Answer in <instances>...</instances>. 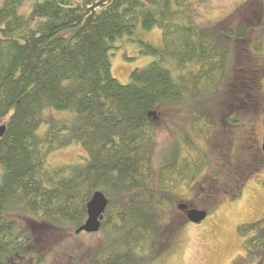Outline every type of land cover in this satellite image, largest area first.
Instances as JSON below:
<instances>
[{"label":"trees","instance_id":"16d2710c","mask_svg":"<svg viewBox=\"0 0 264 264\" xmlns=\"http://www.w3.org/2000/svg\"><path fill=\"white\" fill-rule=\"evenodd\" d=\"M190 1L36 0L29 15L18 12L23 0L3 1L0 264H45L60 231L86 223L88 203L98 191L108 199L104 239L87 264H147L177 234L174 217L168 221L178 210L175 190L197 181L219 195L241 190L252 171L242 168V160L232 170L229 156L220 163L185 134L183 143L159 154L156 131L163 106L188 99L193 104L206 94L205 101L214 103L226 91L236 111L219 120L201 118L196 133L212 140V132L245 118L254 125L264 98L260 74L255 81L241 79L236 65L230 90L220 85L228 61L246 55L240 48L264 56V0H250L241 9L257 13L256 23L229 20L209 30L195 24ZM154 29L161 31V44L145 37ZM122 39L153 56L128 82L112 71L111 56ZM249 64L250 70L243 69L261 72L255 56ZM245 81L254 84L246 86L245 104L236 103ZM73 145L84 151L74 163H51L54 152ZM237 231L243 254L233 264H262L264 226L242 223ZM64 260L55 264H68Z\"/></svg>","mask_w":264,"mask_h":264},{"label":"rangeland","instance_id":"374dc122","mask_svg":"<svg viewBox=\"0 0 264 264\" xmlns=\"http://www.w3.org/2000/svg\"><path fill=\"white\" fill-rule=\"evenodd\" d=\"M3 1L0 0V7ZM23 1L18 12L29 15L36 0ZM249 1L191 0L190 3L194 10L195 24L209 30L210 27L214 28V26H217L221 22L227 23L229 20H231L230 23L232 25H235L237 22L248 24L256 23L258 21L257 13L248 11L245 14L241 11L243 6ZM74 2L83 3L84 0H74ZM253 33L254 35L262 36L260 31ZM145 35L148 40H153L155 44L162 43L161 31L159 29L145 32ZM239 51V54L244 52L246 55L243 56L241 54L242 58L236 60L238 64H234V60L228 61L227 74L225 75L224 82L220 85V89L223 90L228 87L230 90L232 82L237 78L233 71L237 69L236 65H238L241 68L240 71L243 70L239 74L241 79L245 76L244 80L252 79L255 81L256 75L260 74V87L258 89L259 91L261 90L264 96V78L262 77L264 72L261 69L262 67L264 69V56L250 53L252 57H256V62H258L257 68L261 72H247L244 69L247 68L250 70L251 65L249 63L251 55L247 48L244 50L240 48ZM242 59L243 61L240 62L239 60ZM152 60L153 56L142 54L136 44L122 39L119 41L117 50L111 56L112 71L120 81L128 82L130 73L135 68H145ZM247 76L249 79H246ZM250 84L252 83H247V81L241 84L245 88H240L239 91L242 92L236 97V103H239L241 100L240 103L245 104L242 99H247L244 92L249 89L246 86ZM208 97L209 95L206 94L204 98H199L198 102L193 104H191L192 100L188 99L181 104L165 105L161 108V112L158 115L156 131L159 154H163L162 152L166 150V147L172 146V143L175 144L177 141L179 143V140L183 143L181 141L183 134L185 136L189 135L190 140L195 143L197 148H200L202 136L205 134L196 133L195 128L200 120L203 122L201 118L205 120L209 118L214 121L217 118L219 120L222 113L226 117L230 111H236L234 109L235 106L231 105L233 98L228 91L219 97L220 100L218 102L210 103L209 101H205ZM220 101L221 103H219ZM261 106L262 109H259L254 115L256 117L254 125L250 124L249 119L245 118L242 124L234 127V133L239 134L240 131H244L245 129L249 130L251 125L254 127L260 123L264 119V99H262ZM215 132H212L214 136L212 141L216 143L217 148L215 147L214 149L216 150V158L220 163H222L220 157L226 159L229 156L235 160L239 156L237 160L244 162L243 169H251L254 171L257 168L259 171L256 175H251L249 178L251 181L248 179L243 191L244 193L236 201H232L228 197L225 198L223 195H216L215 193L201 194L199 192L195 198V206L208 214V217L202 223L194 224L188 220L185 221L176 205L178 209L177 213H173L171 216L168 215V221L170 222V218L174 217V223L178 224L176 225L177 234L173 237L174 240H172L170 246L166 248L160 246L158 257L147 264H233L243 254V246L241 244L243 239L238 234V226L242 223L253 222H260L264 226V189L261 186V179L264 177V169H261L264 168V162H259L256 159L258 158L257 149L255 148L256 143L247 134L244 138L242 137V139L236 140L232 137L231 130L222 129L219 133ZM203 145L205 146V143ZM183 146L181 147L182 151L185 150ZM83 154L84 151L80 146H68L65 149L54 152L50 157V161L55 165L74 163L73 161L75 159L77 160L78 156ZM187 193V190L182 188L175 190L176 197L178 195H185L191 198L192 194L188 195ZM228 194L229 196L231 195L230 192ZM60 232L63 234L58 240V245L51 248V253H47L45 264H55L57 263V258L61 259V261L69 258L68 264L72 260H75V264H87L99 251L100 245L103 243L102 239H104V233L102 231L96 233L81 232L77 234L74 229H63ZM66 261L64 260L63 262ZM262 264H264V260Z\"/></svg>","mask_w":264,"mask_h":264},{"label":"flooded vegetation","instance_id":"af4514ba","mask_svg":"<svg viewBox=\"0 0 264 264\" xmlns=\"http://www.w3.org/2000/svg\"><path fill=\"white\" fill-rule=\"evenodd\" d=\"M233 126L234 125H232V127ZM234 129H235L234 127L231 128V129L229 128V130H231V132H232L231 133L232 134V137H234V139H236V140L242 139V137L244 138V136L246 134L249 135V138H251L256 143V147L255 148L257 149L256 151H257V156H258V158H256V159H258L259 162H264V151H263V148H262L263 138H264V119L260 123L256 124V126H254V127H252V125H251V128L249 130L245 129L244 131H240L239 134L238 133H234ZM203 143H205V146H207V147H205L203 145L205 148L208 149L207 151L209 153L207 155L209 157H211L212 155H213V157H215L216 156V150L214 148L216 147V143L215 142H212L211 139H208L207 136L205 138H202L201 144H203ZM230 153H231V151H230ZM237 158L239 159V156ZM237 158H235V160H233V158L232 159L230 158V163H231L230 166H231L232 170L238 169ZM263 169L264 168H262L261 170H263ZM258 171L259 170L256 168L254 171H251L249 174H247L246 179L243 180L244 181L243 182L244 184L242 185L243 187H241V190H240V188L236 189V192L237 193L235 192L232 196L231 195L229 196V194H226L225 196L224 195L223 196L225 198H227V197L230 198L232 201L238 200L242 196V194L244 193L243 191H244V188L246 186V183H247L248 179L251 177V175H253V174L256 175ZM261 180H262L261 181V186L264 189V177ZM181 188L184 189V190H187V192H188L187 194L188 195L189 194H192V197L191 198H188V196H185V195H178L177 194L178 196H177L176 204L175 205L178 206V208H179L178 211H180L181 216L186 221L187 220L190 221L189 220V217L187 215V214H189L190 210H199L195 206L196 205L195 204L196 203V199L195 198L199 194V192L201 194H204V193L213 194V193H215L217 195L216 190H214L213 188H211L210 190L208 188H205L204 189V187L201 185V183H198V181L197 182H193V184H191L189 186L182 185ZM229 192L232 193V192H234V190H231ZM181 206L183 208H181Z\"/></svg>","mask_w":264,"mask_h":264},{"label":"water","instance_id":"95a60500","mask_svg":"<svg viewBox=\"0 0 264 264\" xmlns=\"http://www.w3.org/2000/svg\"><path fill=\"white\" fill-rule=\"evenodd\" d=\"M4 131V127H1L0 136H3ZM262 148L264 151V138ZM107 205L108 199L106 198V196L100 191L96 192L93 198H91L90 202L88 203V218L86 220V223L81 228H79V230H76V233L79 234L81 232H99ZM181 208L183 207L181 206ZM187 215L189 217V220L194 224L203 222L208 216L207 212L202 210H190L189 214Z\"/></svg>","mask_w":264,"mask_h":264}]
</instances>
